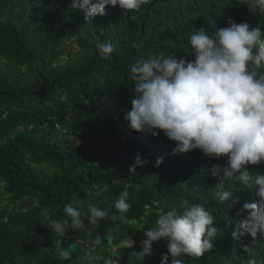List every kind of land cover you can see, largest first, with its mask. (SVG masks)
I'll list each match as a JSON object with an SVG mask.
<instances>
[{
    "label": "trees",
    "instance_id": "16d2710c",
    "mask_svg": "<svg viewBox=\"0 0 264 264\" xmlns=\"http://www.w3.org/2000/svg\"><path fill=\"white\" fill-rule=\"evenodd\" d=\"M70 3L0 0V264H85L88 241L97 234L102 242L91 254L101 257L98 264L104 258L161 264L166 240L153 242L150 254L142 257L137 253L143 233L155 225L158 212L181 214L200 203L214 217L217 236L210 251L184 257V264H247L253 258L264 264V239L254 244L247 234L234 239L239 217L232 202L218 210L197 181L202 160L177 168L167 150L174 142L162 132L130 131L123 119L134 99L129 65L173 55L191 61L189 37L197 29L211 33L231 19L264 32V14L239 0H152L127 15L106 6L103 16L85 21ZM102 43L114 48L106 59L98 54ZM249 68L264 72V66ZM137 153L148 162L129 173ZM247 168L264 174V162ZM125 189L130 208L120 213L115 201ZM67 204L85 212L97 206L109 215L91 236L85 216L84 229L68 228L61 238L50 226L66 218ZM113 215L126 219L112 220ZM131 237L135 246L124 247ZM61 248L71 249V260L60 258Z\"/></svg>",
    "mask_w": 264,
    "mask_h": 264
},
{
    "label": "clouds",
    "instance_id": "9594fccd",
    "mask_svg": "<svg viewBox=\"0 0 264 264\" xmlns=\"http://www.w3.org/2000/svg\"><path fill=\"white\" fill-rule=\"evenodd\" d=\"M151 3L152 0H71L70 6L73 11L80 10L85 21H90L97 15L103 16L106 6L118 7L122 15H127ZM239 3L264 14V0H239ZM189 41L194 56L191 61L173 55L141 59L129 65L135 81L134 99L123 119L130 131L152 136L162 132L174 142V147L167 150L177 168L196 159L202 160L197 181L219 206L218 210L225 209L227 203L232 202L233 206L238 202L229 182L238 183L239 191L246 195L237 213L239 219L232 237L239 239L247 234L254 244L264 239V174L250 172L247 166L264 162V72L258 74L250 70L249 65L255 69L264 66V32L258 26L250 27L246 22L229 19L227 27L214 28L211 33L204 28L197 29ZM97 49L105 59L114 51L111 43L98 44ZM148 159L142 161L137 153L129 173H135L136 167L143 166ZM161 163L162 158L158 157L154 166ZM188 189L189 186L185 196ZM128 196L125 189L115 201L120 213L130 208ZM63 212L66 218L53 220L50 226L61 238L68 228L84 229L82 217L85 216L92 226L88 233L91 236L92 230L109 215L107 210L92 205L85 212L67 204ZM157 214L155 225L143 233L142 251L137 254L142 257L150 254L153 242L163 239L167 242V253H162L161 264H167L169 257L171 264H184V257L199 258L213 248L218 229L213 226L214 217L204 205H188L181 214L175 211ZM118 218L126 219L111 217L112 220ZM101 242L98 234L88 241L85 264H98L101 257L91 253ZM135 244L132 237L123 242L128 248ZM243 247L254 256L252 247ZM58 255L69 261L71 249L61 248ZM104 264L119 262L104 258ZM247 264H257V261L249 259Z\"/></svg>",
    "mask_w": 264,
    "mask_h": 264
},
{
    "label": "water",
    "instance_id": "95a60500",
    "mask_svg": "<svg viewBox=\"0 0 264 264\" xmlns=\"http://www.w3.org/2000/svg\"><path fill=\"white\" fill-rule=\"evenodd\" d=\"M235 185H236V186L234 187V191H235V193H236V192H239V185H238V183L235 184ZM248 189L250 190L251 188H248ZM253 193H254V190H253ZM237 197H238V198H236V199L238 200V202L234 203L233 206H232V211L235 210V211H234L235 214L238 213L237 210L240 211V209L237 208V205H239V204H244L243 197H240V196H237ZM200 204H201V203H200Z\"/></svg>",
    "mask_w": 264,
    "mask_h": 264
}]
</instances>
